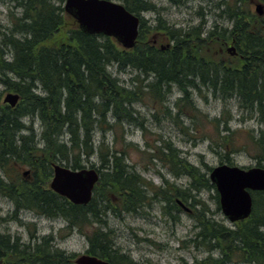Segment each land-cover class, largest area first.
I'll list each match as a JSON object with an SVG mask.
<instances>
[{
    "label": "trees",
    "instance_id": "1",
    "mask_svg": "<svg viewBox=\"0 0 264 264\" xmlns=\"http://www.w3.org/2000/svg\"><path fill=\"white\" fill-rule=\"evenodd\" d=\"M7 1L12 11L10 26L0 36V85L19 100L14 107L0 105V194L14 204V214L30 209L61 219L68 231L85 236V254L110 264H137L115 247L110 230H102L103 216L136 214L158 200L164 205L163 215L177 221L179 200L194 209L198 231L188 242L206 253L192 264H264V192L252 193L250 217L227 227L208 218L209 209L198 198L204 190L214 191L219 210L215 186L180 158L171 142L162 140L149 156L174 176L186 177V189L166 180L160 187L146 182L127 162L131 144L123 135L119 143L116 136L125 124L135 122L134 104L158 105L171 117L165 103L175 87L182 94L174 104L172 120L177 125L181 116L191 120L193 129L199 126L204 131L208 123L213 128L211 135L206 134L209 148L219 155L220 164L233 166L232 157L243 152L255 167L264 168V131L231 130L228 108L233 100L240 122L255 118L264 124V13L259 16L252 9L253 1L264 0H215L216 16L228 26L214 22L207 30L205 23L169 26L153 0H114L139 18L137 41L128 50L102 34L80 31L64 12L65 0ZM167 1L179 6L188 0ZM146 13L156 15L154 24L144 20ZM164 41L169 45L162 49ZM229 45L235 48L233 56L227 52ZM114 66L141 75L130 80L134 86L126 87L110 72ZM206 92L222 102L219 117L209 119L192 103L194 93L205 97ZM34 120L39 122L38 139ZM96 131L101 133L97 142ZM107 131H113L111 144ZM91 157L99 162V182L89 204L73 205L49 189L52 164L94 168ZM21 168H27L25 176L19 173ZM147 192H152L150 198ZM6 238L0 233V257L10 256L8 264H73L75 254L51 249L47 242L18 250Z\"/></svg>",
    "mask_w": 264,
    "mask_h": 264
},
{
    "label": "rangeland",
    "instance_id": "2",
    "mask_svg": "<svg viewBox=\"0 0 264 264\" xmlns=\"http://www.w3.org/2000/svg\"><path fill=\"white\" fill-rule=\"evenodd\" d=\"M153 2L160 9L161 18L169 26L186 28L190 25L205 23L206 30L214 22L225 27L228 26L226 22L222 23L224 21L216 16L215 0L212 2L188 0L185 4L179 6L172 5L167 0H153ZM253 3L252 9H254L256 3L262 4L264 8V4L260 1H253ZM11 7L12 4L7 0H0V36L1 32L10 26L9 14L12 11ZM13 10L15 11V9ZM143 17L148 24H154L156 19V15L152 13H146ZM168 43V41H164L160 45ZM109 69L112 75L126 87L134 86L130 80L137 75H141L139 71L129 68L124 71H119L116 66ZM147 80L150 81V78L148 77ZM7 93L2 90L0 85V105L4 104L3 98ZM203 94L205 97L194 93L191 97L192 103L196 105L200 112L207 114L209 119L219 117L223 108L222 102L207 92ZM180 96H182L181 92L173 87L171 93L166 97L165 106L170 109L171 117L165 116L163 108L158 105L152 106L149 103L134 104L132 107L135 110L133 113L135 122L125 124L123 131H116L119 143L122 141L120 136L123 135L125 141L131 144L126 149V159L133 171L154 187L163 186L165 180L181 189H186L189 184L186 177H176L159 161L151 160L149 154L152 152V148L159 146L162 140L171 142L173 147L179 151L180 158L187 160L188 163L197 167L201 173L207 176L209 168L216 167L221 162L219 155L213 153L209 148V141L206 136L213 133V128L208 123L205 124L204 131H202L199 126L193 129L189 118L181 116L179 125L172 120L176 113L174 104ZM228 108L232 115V120L229 123L231 130H253L255 133L260 130L264 131V124H260L255 118L244 119L243 122H240L233 100L229 102ZM23 122L26 125L29 124L28 119ZM138 122H142V126ZM186 127L189 130H186ZM33 129L38 139L40 127L37 120L33 122ZM112 133L113 131L105 133L106 141L109 144H111L113 137ZM100 135L101 133L96 131L93 137L95 142L100 139ZM232 158L234 165L241 168H250L256 165V162L243 152L234 155ZM90 162L94 164V169L99 167L96 157H91ZM85 168L91 167L88 164ZM25 171H27V168H21L19 173L22 174ZM151 195L152 192H147L148 198ZM214 196L215 192L208 190L202 191L198 196L209 209L207 217L227 227H232L233 225L223 216L220 209H217ZM151 202L150 206L144 207L136 214L114 215L107 212L103 216L105 225H101V228L104 231H111L115 247L120 249L122 253L128 254L137 264H192L195 258L204 257L206 255L204 250L196 248L194 243L188 242L198 231L194 214H192L194 209L188 206L191 209L190 213L180 210L177 213L178 220L173 221L163 215V203L158 200ZM188 204H192L191 201ZM196 208L199 209L200 207L197 206ZM13 211L14 205L6 197L0 195V218H8L7 220H9L8 223L0 224V233H17L26 239V227L18 222H10ZM18 214V218L28 224L29 229L32 228L31 224L36 225L38 236L52 234L55 238V248L76 255L84 254L88 249L85 236L76 230L71 232L65 230V223L61 219H45L31 211H20ZM213 255L216 256V253L213 252Z\"/></svg>",
    "mask_w": 264,
    "mask_h": 264
},
{
    "label": "water",
    "instance_id": "3",
    "mask_svg": "<svg viewBox=\"0 0 264 264\" xmlns=\"http://www.w3.org/2000/svg\"><path fill=\"white\" fill-rule=\"evenodd\" d=\"M64 12L78 25L80 31L90 34H102L114 39L122 48L135 46L138 36L139 18L113 0H65ZM255 12L261 16L263 5L256 3ZM228 54L235 55V48L229 46ZM19 96L7 93L3 103L14 107ZM53 175L49 183L52 192L65 198L73 205L85 206L90 203L93 191L98 183L99 174L93 168L72 170L63 165H52ZM26 174V172L24 173ZM209 181L215 186L221 213L230 223L243 221L250 217L253 208V192H264V168L247 169L219 164L208 174ZM179 206L189 209L177 201ZM74 264H110L96 256L81 254Z\"/></svg>",
    "mask_w": 264,
    "mask_h": 264
},
{
    "label": "flooded vegetation",
    "instance_id": "4",
    "mask_svg": "<svg viewBox=\"0 0 264 264\" xmlns=\"http://www.w3.org/2000/svg\"><path fill=\"white\" fill-rule=\"evenodd\" d=\"M136 73H139V72H136ZM0 172H1V169H0ZM10 201V200H9ZM11 202V201H10ZM12 203V202H11ZM13 204V203H12ZM20 211H31L30 209H20L19 211L17 212H20ZM16 212V216L14 214V211L12 213V217L10 219V222H18V223H21L23 226L29 228V226H27L28 224L22 222V220H20L18 218L19 214ZM32 212V211H31ZM45 219H49L47 217H44V216H41ZM10 218V217H9ZM8 218H5L4 220L2 219L1 220V223H8L9 220H7ZM16 219V220H15ZM3 221V222H2ZM0 223V224H1ZM32 225V228H34V232L32 233L30 230H28L27 228V237L25 239V237H22V236H19V234L15 233V234H10V233H3L4 235L8 236V239L9 240V243L10 244H13L17 247L18 250H24V248H28V249H32L33 248V245L34 244H37V243H44V242H47L51 245V249H54L55 248V244H54V241H55V238L52 234H47V235H43V236H38L37 235V228H36V225L35 224H31ZM2 233V232H1ZM53 246V247H52ZM15 249V248H14ZM27 251V249L25 250ZM9 259H11L10 256H8L6 253L4 255H2V257H0V264H8L7 262L9 261Z\"/></svg>",
    "mask_w": 264,
    "mask_h": 264
}]
</instances>
